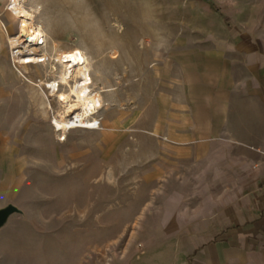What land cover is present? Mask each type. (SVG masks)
I'll use <instances>...</instances> for the list:
<instances>
[{
	"label": "rangeland",
	"instance_id": "1",
	"mask_svg": "<svg viewBox=\"0 0 264 264\" xmlns=\"http://www.w3.org/2000/svg\"><path fill=\"white\" fill-rule=\"evenodd\" d=\"M30 1L65 49L93 53L111 91L97 127L61 135L51 91L20 77L40 69L15 61L0 31V264H184L169 233L236 197L199 194L231 182L200 178L211 165L200 163L191 87L218 51L247 62L264 52V0Z\"/></svg>",
	"mask_w": 264,
	"mask_h": 264
},
{
	"label": "crops",
	"instance_id": "2",
	"mask_svg": "<svg viewBox=\"0 0 264 264\" xmlns=\"http://www.w3.org/2000/svg\"><path fill=\"white\" fill-rule=\"evenodd\" d=\"M262 55L251 54L247 62L228 49L218 51L191 87L198 94L189 112L196 119L200 163L211 165L200 178L231 182L199 194L236 197L181 226L191 233L187 245L178 239L184 264H264V178L261 168H250L264 152Z\"/></svg>",
	"mask_w": 264,
	"mask_h": 264
},
{
	"label": "bare ground",
	"instance_id": "3",
	"mask_svg": "<svg viewBox=\"0 0 264 264\" xmlns=\"http://www.w3.org/2000/svg\"><path fill=\"white\" fill-rule=\"evenodd\" d=\"M5 8L7 25L0 19V31L7 34L15 61L24 68L32 66L40 69V72L36 71V77L22 74L20 77L26 79L32 88L42 91V87H46L48 92L51 91L58 105V112L53 117L54 128L61 131L62 135L77 127H97V114L105 109V95L111 90L97 84L98 71L94 66L93 53L81 42L65 49L56 32L43 25L39 18L41 7L38 3L6 0ZM14 25L18 31L10 37L8 32ZM114 57V52H111L110 59ZM185 228L174 230L169 236L174 234L179 239ZM163 231L164 228L157 235L162 236Z\"/></svg>",
	"mask_w": 264,
	"mask_h": 264
},
{
	"label": "built area",
	"instance_id": "4",
	"mask_svg": "<svg viewBox=\"0 0 264 264\" xmlns=\"http://www.w3.org/2000/svg\"><path fill=\"white\" fill-rule=\"evenodd\" d=\"M258 166L261 168L262 173H263V178H264V152L262 153V159L258 163Z\"/></svg>",
	"mask_w": 264,
	"mask_h": 264
},
{
	"label": "water",
	"instance_id": "5",
	"mask_svg": "<svg viewBox=\"0 0 264 264\" xmlns=\"http://www.w3.org/2000/svg\"><path fill=\"white\" fill-rule=\"evenodd\" d=\"M7 214V211H1L0 212V220L3 219Z\"/></svg>",
	"mask_w": 264,
	"mask_h": 264
}]
</instances>
